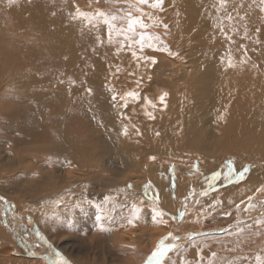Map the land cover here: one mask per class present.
I'll return each mask as SVG.
<instances>
[{
  "label": "bare ground",
  "instance_id": "obj_1",
  "mask_svg": "<svg viewBox=\"0 0 264 264\" xmlns=\"http://www.w3.org/2000/svg\"><path fill=\"white\" fill-rule=\"evenodd\" d=\"M61 1L72 12L116 15L118 27L127 26L126 13L135 3ZM220 4L221 0H165L163 11L142 6L169 28L164 35L165 29L146 16L147 28L137 32L161 35L179 58L137 48L138 55L158 61L151 67L140 62L139 69L115 33L109 40L102 20L89 25L71 18L63 26L32 15L33 5L27 3L8 9L12 24L4 37L0 35V196L8 201L0 202V264H52L56 257L49 244L69 264H145L161 238L176 246L159 264H180L181 258L189 264H254L256 254L264 256V226L255 223L264 219V193L256 191L264 185V5L260 0ZM23 28L52 35L46 42L53 50L47 49L51 62L58 59L56 50L68 44V62L62 66L70 77H60L59 69L46 74L27 64L26 54L32 53L25 51L30 38L19 34ZM75 28L89 38L88 49L77 52ZM257 30L258 45L250 39ZM56 33L62 35L53 40ZM245 35L248 39L242 38ZM32 37L34 55L44 42ZM240 45L248 48L249 60L243 66ZM227 54L238 63L236 68L225 69L221 63L220 57L226 61ZM70 79L75 85H69ZM136 79H141L140 101L115 107L113 92L118 105L125 91L137 87ZM162 91L168 93L167 107L150 120L143 115V97L155 100ZM120 112L129 119L122 120ZM129 122L140 127L141 137L133 130L129 137L120 135ZM229 162L237 171L245 164L252 168L243 181L227 183L223 173ZM171 166L174 171H169ZM214 172L221 173L216 180L211 179ZM192 190L186 210L180 200ZM202 191L208 194L199 195ZM154 196L166 213V223L151 221ZM249 196L252 208H247ZM217 198L216 210L208 208ZM133 203L143 209L141 219L125 226L122 217L130 215ZM202 207L205 215L198 218ZM183 212H188L189 222L179 229L172 226L170 219ZM207 220L230 227L225 232L217 221L207 226ZM238 228H245L244 233L237 235ZM188 231L203 236L188 241ZM256 232L260 234L253 235Z\"/></svg>",
  "mask_w": 264,
  "mask_h": 264
},
{
  "label": "snow or ice",
  "instance_id": "obj_2",
  "mask_svg": "<svg viewBox=\"0 0 264 264\" xmlns=\"http://www.w3.org/2000/svg\"><path fill=\"white\" fill-rule=\"evenodd\" d=\"M164 2H165V0H135V3H133L134 4V10L133 11L135 13H139V15H133V11H128L126 13V23H127L126 27H123V26L118 27L114 23L115 21L118 20V17L116 15L109 17L107 14H105L102 11L97 12V13H91V12H85V11L77 9L74 14L70 13V15H74V17L78 18V19H83L89 25H92L94 23L95 19L102 20V23L107 28V36H108L109 40L113 39V33H115V35L120 38L118 40L120 47L122 49H129L130 50L131 56H132L133 60L137 63V68L139 69V67L141 66L140 62H143V64L145 66L151 67V66H154L156 63H158V61L155 57H152V56L138 55L137 48L142 51L145 47H147L148 49H151L154 51L164 52L171 57L179 58L178 52L171 51L168 48V46L166 44H164V41L161 38V35L150 34V33H147L145 31L137 32V28H139V29L147 28V24L145 23V21L143 19L144 17L147 16L150 20H152V22L155 25L161 26L163 29H165L164 35L167 34V30L169 28V25L166 23H163V21L160 19L153 18L150 13H145L143 11V7H142V6L147 5L152 9H157V10L163 11ZM260 3L262 5H264V0H260ZM221 5H224V0H221L220 6ZM262 11H264V9H262ZM227 19L231 20L232 18L229 16V17H227ZM221 31L223 32L222 27H221ZM258 31L259 30H257L256 36L250 38L252 40V42L256 43L257 45L260 43L259 37H258ZM226 38H228L230 42H233V41H231L230 36L226 37ZM242 38L248 39V37L246 35L243 36ZM240 48L244 54L240 57L239 66H243L244 64H247L248 60H249L248 48L246 45H240ZM117 54H118V52H117ZM220 61L225 66V69L236 68L238 66V63H236L234 61L231 54H227V60L226 61H225V56L222 55L220 57ZM253 68H258V66L253 65ZM119 70L120 69L117 68L116 72L118 73ZM134 74L135 73H130V75H134ZM109 75L112 76L113 73H109ZM150 78L151 77H149V79ZM134 83L137 87L132 89V90L125 91L123 93V95H121L119 97L121 103L118 105L115 103L117 100V95L115 94V92H113V95L111 98L114 102L115 107H118L119 109H123V108H126L128 106L129 102H139L140 101L141 94H140V91L138 89H139V86L141 84V79H136L134 81ZM69 85L70 86L75 85V81L70 79ZM86 91L91 93L92 90L89 88ZM167 96H168L167 91H162L156 97L155 100H153L148 95H144L143 104L141 105L143 115L150 120L155 119V112L157 110H163L167 107ZM226 110L227 109H225V111ZM119 115H120L122 120L129 119V117H127L123 112H120ZM218 118L220 120H223L225 118L224 113H220ZM130 130L134 131V135L136 137L142 136V132H141L140 127L137 124L131 123V122L122 125L120 135L125 136V137H129L130 136ZM155 135L158 137L160 135L159 131H157L155 133ZM149 159L154 160L155 157L150 156ZM67 163H70V162H67ZM195 167H196V165H193V168H195ZM251 168H252V165L245 164L239 171H237L234 169L233 162H229L227 170L223 173V179L227 183H232V181H243L246 178V176L249 174ZM169 171H174V166H171L169 168ZM220 175H221L220 172H214L212 174L211 179L216 180L217 178L220 177ZM128 187H131V185H128ZM147 187H150V185H148ZM256 191L259 193H264V185H261V187L257 188ZM207 194H208L207 191H202L199 195L206 196ZM187 199L188 198L185 197V201H187ZM252 200H253V197L249 196L247 208L254 207V205L252 204ZM0 202L8 203V201L3 196H0ZM56 203H59V201H56ZM195 203L199 204L200 201L197 199L195 201ZM219 203H220L219 198H217L216 200H214L212 202L211 205H208L207 207L212 209V210H216ZM187 207H188L187 204H185L186 210H187ZM236 207L239 210L240 205L238 204V205H236ZM247 208L245 210H247ZM142 211H143V209L141 207L137 206L136 203H133L131 205L130 215H128L127 217H122V219L126 220L125 226H127V225L135 226L136 222H138L141 219ZM149 212L151 213V221L153 223H161V224L166 223V221L164 220V216L166 215V213L158 207V197H155V196L153 197L152 207L149 209ZM183 214L184 213H181V216ZM204 215H205V211H204V208L202 207L201 211L197 214V216H198V218H200V217H203ZM224 215H229V213H224ZM172 219L175 220L176 217L173 216ZM96 220L100 221L101 216L97 215ZM255 223L258 227L264 226V219L257 218ZM248 229L250 230V226H248ZM102 230H105V229L102 228ZM244 231H245V228H238L236 234L241 235L244 233ZM259 234H260L259 232L253 233V235H259ZM169 236H171V233H169ZM173 239H178V238L173 237ZM175 246H176L175 244H165L164 238H161L156 249L154 251H152L151 255L148 257V260L145 261V264H153V262H155V264H159L160 259L165 256L166 252L169 249L174 248ZM49 248L51 251H53L55 253V257H56V259L52 262V264H69V261L61 254V252L52 248V245H50V244H49ZM33 255H35V253H33ZM211 255L213 257H215L216 253H211ZM197 257L198 258L200 257L199 249L197 251ZM253 260H254V264H264V256H261L259 253L253 257ZM180 264H189V262L184 260L183 258H181ZM230 264H232V262H230Z\"/></svg>",
  "mask_w": 264,
  "mask_h": 264
},
{
  "label": "rangeland",
  "instance_id": "obj_3",
  "mask_svg": "<svg viewBox=\"0 0 264 264\" xmlns=\"http://www.w3.org/2000/svg\"><path fill=\"white\" fill-rule=\"evenodd\" d=\"M58 2H56L54 0H3V2H2L3 8L0 6V35L2 37H4L5 32L7 31L8 24L9 23H10V25L12 24L11 17H13L12 16L13 13H10L11 11L9 12L8 9L13 8L15 6V4H19V3H27L28 5H33L32 7H29V8H31L30 9L31 12H29V13H33L32 15H43L44 17L49 18L52 21H55L56 23L57 22L61 23L63 26L67 23V21L69 19H71V18L75 19L74 15H70V13H73V14L75 13V12H72V10H74V9H70V7H67L68 8L67 9V8L63 7L62 6L63 2L61 0ZM41 7H42V9H41ZM26 13H28V11ZM29 31H30V28H23L22 32H19V34L22 37H24L23 35L25 33L26 36L30 38L29 41L26 43L25 51L31 52L32 55L34 53V50L31 47V42L33 41V37H32L33 34H35L39 38V40H42L44 42V44L42 45L43 49L39 50L36 54H34L32 58H31V56H32L31 54H26V55H29L26 57L27 58V61H26L27 64L34 67L38 72H45L46 74H50V73L53 74V72H56L57 69H59L60 70V72H59L60 77H62V76L63 77H70L69 74H68V76H65V74H67V73L65 72L64 66H62V64L65 65L68 62L67 54L65 53V50H66V47L68 46V44H66L65 45L66 47H64L63 49L61 47H59L60 49H62L61 51L59 49L56 50V55H58V59L52 60V62H51V59H49V56L47 53H48V50H50L51 52L53 50L51 48L47 47L46 42L49 43L47 40H49V37L52 35H50L49 33H45L48 31L43 30V29L42 30L38 29V33H37V29H35V28L31 32H29ZM78 31H80V30H77V36H75L76 39L74 37L72 39V40L77 41L79 43V47H77V52L82 51L83 49H88L89 45H90L89 38L87 39L86 37H84L81 31H80L81 33L79 32L81 34L80 35L78 33ZM9 32L10 31L7 32V34H6L7 36L9 35ZM38 34H40V35L38 36ZM60 35H62V34H60ZM60 35H59V33H56V35H55L56 37L53 38V40H55L58 37L60 38ZM53 37H54V34H53ZM66 38L64 37L63 39H66ZM84 43L87 44V46ZM94 45H96V44H94ZM8 53H10V52H8ZM29 58H31V59H29ZM6 61H5L6 64L10 63L9 60H6ZM13 62L19 63V59L18 60L15 59ZM57 64H58V67H57ZM77 68L78 69L80 68V63H78ZM4 138H9V137L8 136H1V139H4ZM193 192H194V190L190 191L189 195H186L187 198L189 197L187 199V201H185L186 196H182L180 202L183 203L184 208H185V204H187V206H188V204H191L192 197L194 195ZM183 213L184 214L182 216L180 214L174 215L176 217V219H175L176 221L173 220L172 218L170 219L171 224L173 223L172 226L178 227V229H179V227L182 224H184V222L185 223L189 222V220H187L188 218H186L188 212L187 213L183 212ZM226 216H229V215H226ZM215 222H216V224L219 223L220 226L222 225V224H220V222H218V220H212V221L207 220V222H205V223L207 226H211V225H215ZM229 225L230 224H225V225L221 226L222 230L225 232L228 231V228L230 227ZM188 233H189V231L186 232V234H185L188 237L184 238L188 241H193L197 237L203 236V234H201L200 232H190L189 234ZM214 234L218 235V234H220V232L214 233ZM186 249H188V246H186L185 250ZM168 252H170V250ZM138 264H143V263L141 262Z\"/></svg>",
  "mask_w": 264,
  "mask_h": 264
}]
</instances>
